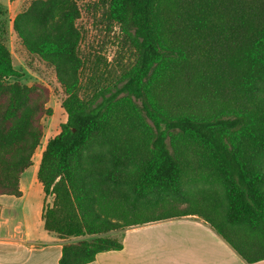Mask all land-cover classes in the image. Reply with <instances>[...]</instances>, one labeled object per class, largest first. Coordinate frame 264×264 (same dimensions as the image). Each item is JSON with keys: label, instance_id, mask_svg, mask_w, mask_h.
I'll use <instances>...</instances> for the list:
<instances>
[{"label": "trees", "instance_id": "obj_1", "mask_svg": "<svg viewBox=\"0 0 264 264\" xmlns=\"http://www.w3.org/2000/svg\"><path fill=\"white\" fill-rule=\"evenodd\" d=\"M92 7L125 37L133 63L114 81H86L90 90L77 0H32L12 22L65 94L67 121L37 173L53 198L44 229L79 239L63 245L59 264L92 263L123 249L112 233L187 216L246 263L264 260V0ZM22 76L0 32V196H22L42 119L53 114L50 89Z\"/></svg>", "mask_w": 264, "mask_h": 264}, {"label": "crops", "instance_id": "obj_2", "mask_svg": "<svg viewBox=\"0 0 264 264\" xmlns=\"http://www.w3.org/2000/svg\"><path fill=\"white\" fill-rule=\"evenodd\" d=\"M44 149L28 169L34 168L35 177L24 178L28 170L21 176L22 196H0V264H59L66 241L48 233L42 220L46 196L37 173ZM52 200L46 198L47 203ZM121 232L123 249L99 253L89 264H248L197 216Z\"/></svg>", "mask_w": 264, "mask_h": 264}, {"label": "rangeland", "instance_id": "obj_3", "mask_svg": "<svg viewBox=\"0 0 264 264\" xmlns=\"http://www.w3.org/2000/svg\"><path fill=\"white\" fill-rule=\"evenodd\" d=\"M32 0H0V32L4 33V40L10 49L14 66L23 76L18 79L22 84L33 85L41 83L50 89V100L47 107L53 114L42 119L44 137L34 157L47 145V142L59 134L61 125L67 121V114L62 108L64 91L59 84L55 71L52 67L42 62L37 57L31 56L12 28V20L15 15L29 6ZM82 8V18L79 21L83 31L81 42V55L85 59L83 72L84 89L90 90L93 83L86 86V81L91 78L109 79L114 81L120 74L133 63V54L125 37L118 28H110L101 12L92 7L97 0H77ZM14 80H10L13 82ZM90 86V87H89ZM34 168L28 170L24 178L35 177ZM122 232L112 233L120 238ZM77 238L65 239L66 243L78 241Z\"/></svg>", "mask_w": 264, "mask_h": 264}]
</instances>
